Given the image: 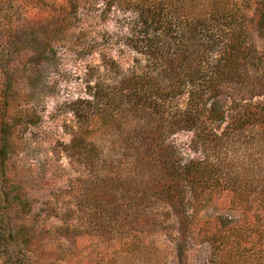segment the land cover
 Instances as JSON below:
<instances>
[{"label":"trees","instance_id":"trees-1","mask_svg":"<svg viewBox=\"0 0 264 264\" xmlns=\"http://www.w3.org/2000/svg\"><path fill=\"white\" fill-rule=\"evenodd\" d=\"M123 1L137 13L126 43L145 59L125 69L104 56L91 71L87 96L69 104L75 124L66 152L97 176L94 193L108 199V215L90 225L107 230L105 220L112 221L125 241L139 225V241L129 245L146 253L154 242L143 236V215L153 201L170 203L185 224L218 191L241 206L264 207V102L255 101L264 93V52L255 38L264 36V0ZM180 131L193 132L205 157H182L169 141ZM232 145L245 150V165L228 160ZM6 158L1 152L0 180ZM263 221L258 213L250 227L227 229L215 240L216 262L264 264Z\"/></svg>","mask_w":264,"mask_h":264},{"label":"rangeland","instance_id":"rangeland-1","mask_svg":"<svg viewBox=\"0 0 264 264\" xmlns=\"http://www.w3.org/2000/svg\"><path fill=\"white\" fill-rule=\"evenodd\" d=\"M136 19L123 0H0V154L7 153L0 264H219L215 240L264 214L263 204L241 206L230 191H218L185 224L170 203L153 201L143 215V236L154 242L146 253L129 245L138 243L139 225L128 241L112 221L105 220L107 230L90 225L108 215V199L94 193L97 176L66 152L75 124L68 108L87 96V78L104 56L125 69L145 59L126 43ZM255 38L264 52V36ZM221 101L230 107L228 96ZM255 101L264 102V93ZM226 126L215 124L218 132ZM192 138L180 131L169 141L186 160L205 157ZM244 153L232 145L227 157L242 166ZM260 228L264 233V221Z\"/></svg>","mask_w":264,"mask_h":264}]
</instances>
